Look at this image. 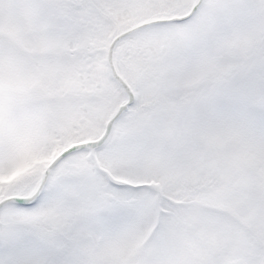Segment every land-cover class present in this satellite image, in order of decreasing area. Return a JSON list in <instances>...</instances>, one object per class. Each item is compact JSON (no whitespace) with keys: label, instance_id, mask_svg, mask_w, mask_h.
I'll list each match as a JSON object with an SVG mask.
<instances>
[{"label":"snow or ice","instance_id":"snow-or-ice-1","mask_svg":"<svg viewBox=\"0 0 264 264\" xmlns=\"http://www.w3.org/2000/svg\"><path fill=\"white\" fill-rule=\"evenodd\" d=\"M0 264H264V0H0Z\"/></svg>","mask_w":264,"mask_h":264}]
</instances>
